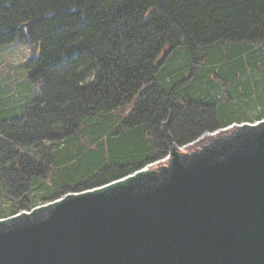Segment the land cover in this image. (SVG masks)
I'll return each instance as SVG.
<instances>
[{
    "label": "trees",
    "instance_id": "1",
    "mask_svg": "<svg viewBox=\"0 0 264 264\" xmlns=\"http://www.w3.org/2000/svg\"><path fill=\"white\" fill-rule=\"evenodd\" d=\"M16 41L33 51L0 76V218L164 159L166 121L179 147L242 122L220 85L257 91L264 0H0Z\"/></svg>",
    "mask_w": 264,
    "mask_h": 264
},
{
    "label": "water",
    "instance_id": "2",
    "mask_svg": "<svg viewBox=\"0 0 264 264\" xmlns=\"http://www.w3.org/2000/svg\"><path fill=\"white\" fill-rule=\"evenodd\" d=\"M168 124L166 164L0 219V264H264V120Z\"/></svg>",
    "mask_w": 264,
    "mask_h": 264
},
{
    "label": "rangeland",
    "instance_id": "3",
    "mask_svg": "<svg viewBox=\"0 0 264 264\" xmlns=\"http://www.w3.org/2000/svg\"><path fill=\"white\" fill-rule=\"evenodd\" d=\"M32 51L33 49L31 45L22 41H16L6 47L0 48V76L2 75L1 80H4L6 78L4 71H6L9 66H13L14 69L17 64L31 57ZM13 69L11 70V73H13ZM20 73L21 71L19 72V74ZM253 74L251 75L253 81L252 89L254 91V82L257 81V91H255V94L253 96H247L245 99L236 98L238 93H236L233 89V84L220 85L221 95L232 96L233 100L230 102L232 103V108H237L238 110H240V112L243 113L245 117L242 122H235L232 125H239L246 122L256 123L264 120V70H261L260 68L255 69ZM168 158L169 155L166 156L163 160L158 161L150 166L155 167L157 164H166ZM3 207L4 210H9L10 204H4Z\"/></svg>",
    "mask_w": 264,
    "mask_h": 264
},
{
    "label": "bare ground",
    "instance_id": "4",
    "mask_svg": "<svg viewBox=\"0 0 264 264\" xmlns=\"http://www.w3.org/2000/svg\"><path fill=\"white\" fill-rule=\"evenodd\" d=\"M228 127H230V126H228ZM213 133V132H212ZM201 143L203 142V141H200ZM193 143V142H192ZM198 146V144H192L191 146H189V148H194V147H197ZM169 155V154H168ZM167 155V156H168ZM163 160V159H162ZM161 161V160H160ZM33 209V208H32ZM28 212V210H23V211H20V212ZM30 211V210H29ZM20 212H18V213H20ZM17 213V214H18ZM16 215V214H15ZM11 216H13V215H11ZM8 217H10V216H6V217H2V218H0V219H5V218H8Z\"/></svg>",
    "mask_w": 264,
    "mask_h": 264
}]
</instances>
